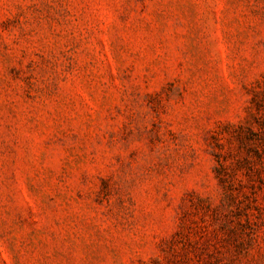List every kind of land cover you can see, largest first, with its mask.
I'll use <instances>...</instances> for the list:
<instances>
[{"label":"rangeland","instance_id":"rangeland-1","mask_svg":"<svg viewBox=\"0 0 264 264\" xmlns=\"http://www.w3.org/2000/svg\"><path fill=\"white\" fill-rule=\"evenodd\" d=\"M0 264H264V0H0Z\"/></svg>","mask_w":264,"mask_h":264}]
</instances>
